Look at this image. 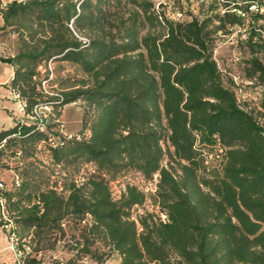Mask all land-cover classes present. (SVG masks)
<instances>
[{"label": "trees", "instance_id": "1", "mask_svg": "<svg viewBox=\"0 0 264 264\" xmlns=\"http://www.w3.org/2000/svg\"><path fill=\"white\" fill-rule=\"evenodd\" d=\"M215 1L186 20L166 18L155 0L0 8V30L17 35L16 52L0 56L12 68L7 87L27 114L49 106L43 130L29 115L0 128V154L18 153L0 198L22 264H102L112 254L118 264H264V67L253 56L264 51L253 26L261 15L251 14L244 41L241 78L257 86L250 107L212 57L214 39L241 25L247 6L229 0L220 12ZM49 59L80 72L61 99L38 89L36 68ZM75 101L80 127L65 137L56 117ZM127 171L153 191L127 183L114 197L109 181ZM60 249L70 256L44 261Z\"/></svg>", "mask_w": 264, "mask_h": 264}, {"label": "rangeland", "instance_id": "2", "mask_svg": "<svg viewBox=\"0 0 264 264\" xmlns=\"http://www.w3.org/2000/svg\"><path fill=\"white\" fill-rule=\"evenodd\" d=\"M234 1L241 10L242 7L246 5L248 13L242 14L239 13L241 11L240 9L237 10V13L242 16V24L233 26L231 29L228 27L227 34L219 33L217 35L213 42L212 57L215 60L217 67L221 70L224 80L226 78H230L237 82V84L239 85L241 91L239 93H236L235 95L238 103H246L248 106L253 107L255 106L257 101V86L254 85V82L249 83L246 78H241V75H243L244 71L242 66L244 62L251 56L247 47L245 46L244 41L248 31L247 24L248 22H251V14L255 12H257V14H260L261 17H258L256 20H254L253 26L256 28V33H258L260 35V38L264 40V0ZM155 2H161L160 5H157L158 3H155V8L158 11H161L166 18L173 20H186L189 18L187 16L188 12L200 18V16H202L201 13L210 4L211 0H188L187 2L181 1V3L173 2L172 0H155ZM229 2L231 1L216 0L212 4H215L217 10L221 12L224 8L231 6V4H227ZM1 24L2 19L0 17V25ZM78 37L86 41L88 36L83 33H78ZM255 38L256 36L253 37V39ZM16 50V33L9 27L0 30V56L13 55ZM253 56L256 57L264 67V51L256 52L253 54ZM43 69L44 64H41L36 68V71L38 72L37 79L39 80V83L46 77ZM51 69L52 75L51 78L46 82V86L52 94H42V96H46L48 98H54L55 93L61 94L62 92L68 90L70 85H73L75 83L74 80L80 77V72L78 71V69L74 65L65 61H51ZM2 77L4 79V75ZM6 84H8V82ZM0 92V95L2 96L0 98L3 100L7 95L8 98H10L9 100H11V105L13 106L12 108L1 107V110L5 113V117H9L6 119L8 125L13 126L16 122L19 121L30 122V119H28L27 117L30 113L27 114L24 111L25 101H23L18 96V100H22L24 102L22 110H19L17 99L14 98L12 94V92L14 91H10V93H7V91L5 92L3 90H0ZM80 114V101H75L62 106L58 116L56 117L57 127L55 130L57 131V133L65 137L75 135L80 127ZM4 126L2 128H6ZM38 148L41 147L39 146ZM16 160V153L13 154L7 150H4L0 154V184L4 188H10L12 185L11 182H13L14 180L13 167L16 164ZM165 161L166 159H163L162 163L164 164ZM127 183L135 185L143 193L153 191V182L145 181L141 179L137 173L127 171L116 176L114 180L109 181L108 185L111 194L116 197L118 192H120L122 187ZM139 211L140 209H137V212ZM2 222L0 221V236L2 238V241L0 242V257L4 261V263L2 264H22L20 255L19 257H16L17 260H14L12 252L8 249V228H5ZM48 255H51V258L63 261L70 256V252L63 249L56 250L54 252H46L44 255V261L48 260ZM116 259V256L112 254L102 264H116ZM83 264L94 263L84 259Z\"/></svg>", "mask_w": 264, "mask_h": 264}, {"label": "built area", "instance_id": "3", "mask_svg": "<svg viewBox=\"0 0 264 264\" xmlns=\"http://www.w3.org/2000/svg\"><path fill=\"white\" fill-rule=\"evenodd\" d=\"M9 1L10 0H1L0 8L1 9L5 8L7 2H9ZM78 38L81 39L80 37H78ZM81 41H84V40L81 39ZM43 71L45 72L46 77L39 83L38 89L42 94L51 95L52 93L47 89V86H46V82L51 78V75H52V73H51L52 72L51 59L46 61V63L44 64ZM233 82L235 83V85H237L234 89V94L236 95V93H239L241 91V89H240V87H238L237 82H235L234 80H233ZM12 94H13V97L17 99V104H18L19 110H22V107L24 106V102L22 100H18V94L16 92H12ZM54 97L61 99V94L55 93ZM48 110H49V106L34 105L32 110L30 111L29 116L34 121L36 127L39 130H43V128H44ZM1 141H3V140H1ZM16 155H18V153H16ZM0 188H2L1 184H0ZM0 218L3 222H5V223H3V226L5 228L10 229L11 228L10 222L6 218V213H5V209H4V202H3L2 198H0ZM8 240H9L8 249L12 252L14 260H17L16 257H19L20 254L15 249V239H14L13 234H11V233L9 234Z\"/></svg>", "mask_w": 264, "mask_h": 264}, {"label": "crops", "instance_id": "4", "mask_svg": "<svg viewBox=\"0 0 264 264\" xmlns=\"http://www.w3.org/2000/svg\"><path fill=\"white\" fill-rule=\"evenodd\" d=\"M3 75H4V79L2 77ZM11 76H12V68H11V66H9L7 64H4V63H0V90H3L5 92L7 91V93H10L6 83L8 82V80L10 79ZM0 97H2V96L0 95ZM9 99L10 98H8L7 95L5 96V98L3 100L0 98V128L4 126V123H5L4 127H8L9 126L8 122L6 120L9 117H7V116L5 117L4 111L1 110V107H10V108L13 107L11 105L12 104L11 100H9ZM11 184H12V182H11ZM0 233H1V230H0ZM1 241H2V238L0 236V242ZM2 263H4V261L0 257V264H2ZM116 264H118V260L116 261Z\"/></svg>", "mask_w": 264, "mask_h": 264}]
</instances>
